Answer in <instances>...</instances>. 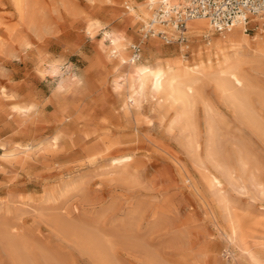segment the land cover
Instances as JSON below:
<instances>
[{
  "label": "rangeland",
  "instance_id": "obj_1",
  "mask_svg": "<svg viewBox=\"0 0 264 264\" xmlns=\"http://www.w3.org/2000/svg\"><path fill=\"white\" fill-rule=\"evenodd\" d=\"M144 1L0 0V264H264V61L243 67L252 116L205 86L219 135L210 147L196 104L195 147L178 106L131 105L116 77L107 34L130 58L144 22L128 7ZM157 45L191 63L161 38L136 62Z\"/></svg>",
  "mask_w": 264,
  "mask_h": 264
},
{
  "label": "bare ground",
  "instance_id": "obj_2",
  "mask_svg": "<svg viewBox=\"0 0 264 264\" xmlns=\"http://www.w3.org/2000/svg\"><path fill=\"white\" fill-rule=\"evenodd\" d=\"M160 1L145 0L143 3L133 4L132 7L129 6L128 8L129 11L135 13L136 18L142 19L143 24H146L152 18L153 10ZM166 1L182 5L181 0ZM249 23L259 24L258 32L251 37L244 32L246 26L236 24L225 33L221 32L220 36L213 37L207 43H197V45L187 42L179 43L182 44L179 49L180 52L184 50L191 52L190 64L188 63L189 59L182 53L163 49L159 45L155 47L154 58L150 57L153 59L149 63L136 62L131 57L125 56L126 39L123 35L114 33L111 36L107 34L110 39V50L113 56L117 58V65L121 67L116 77L124 76L123 89L126 90L127 101L131 105L138 106L143 95L151 94L157 98L158 102L167 100L170 106H178V120L182 122L184 128L189 130V135L192 137H190V141L195 144V147L198 143V128L194 120V108L196 104H201L206 132L211 139L210 142H212L210 147L215 145L213 139L215 137L217 139L218 134V127L214 120L216 109L212 101L205 96L204 88L206 85L211 86V91L215 95L213 98L231 108L238 115L245 117L254 115V111L248 104L249 95L253 90L252 82L250 83L251 79H248L243 67L246 63L264 61V14L253 16ZM210 28L211 26L205 18L191 19L186 22L185 34L187 33L186 30L193 33ZM166 30L175 36L171 27L166 28ZM150 38L158 37L152 36ZM159 54L163 58H160ZM120 85L117 83L118 88ZM259 94L261 93L257 94L259 100L264 102V96ZM210 178H212V186L215 187L220 184L219 178L217 179L216 176ZM234 232L237 233L236 230Z\"/></svg>",
  "mask_w": 264,
  "mask_h": 264
},
{
  "label": "built area",
  "instance_id": "obj_3",
  "mask_svg": "<svg viewBox=\"0 0 264 264\" xmlns=\"http://www.w3.org/2000/svg\"><path fill=\"white\" fill-rule=\"evenodd\" d=\"M182 5L161 0L154 9L152 18L142 24L139 33L141 40L130 45L131 58H140L141 41L152 36L161 38L164 43L187 42L186 22L205 18L212 29L218 33L228 31L236 24L246 26L251 17L264 14V0H181ZM171 27L175 36L166 28ZM244 28V32L252 30Z\"/></svg>",
  "mask_w": 264,
  "mask_h": 264
}]
</instances>
